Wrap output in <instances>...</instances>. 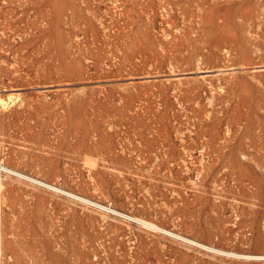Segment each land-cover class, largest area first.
Returning a JSON list of instances; mask_svg holds the SVG:
<instances>
[{"label": "rangeland", "instance_id": "rangeland-1", "mask_svg": "<svg viewBox=\"0 0 264 264\" xmlns=\"http://www.w3.org/2000/svg\"><path fill=\"white\" fill-rule=\"evenodd\" d=\"M0 264H264V0H0Z\"/></svg>", "mask_w": 264, "mask_h": 264}, {"label": "bare ground", "instance_id": "bare-ground-1", "mask_svg": "<svg viewBox=\"0 0 264 264\" xmlns=\"http://www.w3.org/2000/svg\"><path fill=\"white\" fill-rule=\"evenodd\" d=\"M20 175V174H19ZM41 183V182H40ZM44 185H46V184H44ZM46 186H48V185H46ZM140 223V222H139ZM146 226L147 225H149L150 226V228H153V229H158L157 227H155V226H153V225H150V224H148V223H146V222H143ZM142 224V223H141Z\"/></svg>", "mask_w": 264, "mask_h": 264}]
</instances>
